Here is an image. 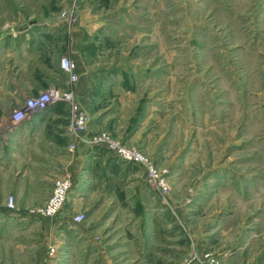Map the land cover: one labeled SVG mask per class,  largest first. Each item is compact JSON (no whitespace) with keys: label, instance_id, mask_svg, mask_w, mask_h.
I'll list each match as a JSON object with an SVG mask.
<instances>
[{"label":"rangeland","instance_id":"1","mask_svg":"<svg viewBox=\"0 0 264 264\" xmlns=\"http://www.w3.org/2000/svg\"><path fill=\"white\" fill-rule=\"evenodd\" d=\"M72 39L95 74L92 134L140 150L168 190L113 156L128 169L115 188L72 181L87 192L55 216L66 233L48 255L66 264L57 251L75 247L80 264H264V0H0L4 85L17 73L37 77V93L64 86ZM59 102L68 125L66 102L48 108ZM18 106L0 98V123ZM3 255L0 246V264Z\"/></svg>","mask_w":264,"mask_h":264},{"label":"crops","instance_id":"2","mask_svg":"<svg viewBox=\"0 0 264 264\" xmlns=\"http://www.w3.org/2000/svg\"><path fill=\"white\" fill-rule=\"evenodd\" d=\"M81 18L86 22L89 17L88 31L94 29L91 26L93 13H87L82 9ZM8 47L14 42L8 39ZM75 41L70 43V52L75 62V70L78 80L75 84L76 99L82 107L87 108L88 101L85 102V95L89 90V80L95 76L93 71L85 65L79 58V53L73 50ZM57 69L61 71L59 67ZM30 72L32 70L30 69ZM14 73L12 80L4 85L0 78V98L11 96L17 104L24 102V95L37 94V77L22 80ZM4 75V74H3ZM2 75V76H3ZM1 76V77H2ZM9 85V86H8ZM59 102L43 111L34 112L29 119L20 122L13 127H7L0 123V142L3 135L6 136L5 144L0 145V155L3 159L0 163L1 191L0 200V246L5 255L4 264H62L55 257L48 255V247L55 238L65 232L60 228L59 221L55 218L35 217L27 211L28 208L40 206L50 194L53 180L61 174L60 169H68L72 176V181L80 177L84 182L103 180L108 182L110 188L111 180L113 187L116 186V179L125 170L121 169L122 164L119 159L113 158L114 153L102 146H91L86 141L76 143L73 152L67 149L68 139L65 134L66 125L62 118ZM92 119L88 122V135L96 130ZM9 130L8 132L6 131ZM11 129V130H10ZM60 171V172H59ZM59 172V173H58ZM117 177V178H116ZM143 180L145 179L142 177ZM8 194L13 195L15 207H6V187L10 185ZM145 181V180H144ZM103 182V181H102ZM101 182V183H102ZM102 183V184H105ZM118 186V185H117ZM80 188H71L67 203L76 206L81 196L87 192ZM57 233H61L58 234ZM66 233V232H65ZM74 233L68 234V236ZM67 258L66 264H80V250L78 248H67L57 251ZM65 254V255H64Z\"/></svg>","mask_w":264,"mask_h":264},{"label":"built area","instance_id":"3","mask_svg":"<svg viewBox=\"0 0 264 264\" xmlns=\"http://www.w3.org/2000/svg\"><path fill=\"white\" fill-rule=\"evenodd\" d=\"M59 66L68 74L67 83L62 87L51 85L44 91L25 97L24 102L14 108L10 115L1 117V124L5 125L6 128L13 127L29 119L34 112L47 109L54 102H66L71 114L65 132L68 139L67 149L69 152H73L76 148V143L81 141H86L91 146L105 147L112 151L119 160L139 165L144 171L145 179L150 186L167 192L168 184L166 179L160 175L153 161L148 159L140 150L117 142L110 136L109 132L103 131L98 134L88 135V112L80 105L75 95V84L78 80L75 63L70 57L63 56L60 59ZM71 188L72 176L66 168L53 180L50 194L44 203L35 207L30 213L44 218L55 217L67 203ZM5 205L9 209H14L15 203L12 196L7 197ZM82 219L81 213L73 217V221L76 223L81 222ZM33 264L42 263L35 262ZM210 264L221 263L216 259H211Z\"/></svg>","mask_w":264,"mask_h":264}]
</instances>
